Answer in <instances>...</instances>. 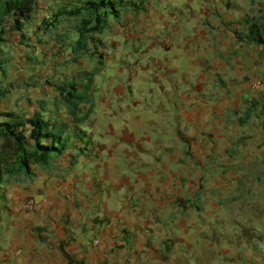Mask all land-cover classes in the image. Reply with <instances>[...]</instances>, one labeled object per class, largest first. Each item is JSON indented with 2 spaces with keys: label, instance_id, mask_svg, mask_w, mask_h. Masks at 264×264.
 Listing matches in <instances>:
<instances>
[{
  "label": "crops",
  "instance_id": "1",
  "mask_svg": "<svg viewBox=\"0 0 264 264\" xmlns=\"http://www.w3.org/2000/svg\"><path fill=\"white\" fill-rule=\"evenodd\" d=\"M83 1L40 0L22 32L51 34L67 58L40 66L45 76L27 90L14 93L0 80V113H42L71 137L50 165L2 185L0 264H229L215 251L223 218H245L264 235V181L255 179L261 169L253 163L264 154V46L236 34L245 32L244 20L264 13V3L214 0L211 8L210 0H198L193 17L205 14L191 19L195 26L186 31L180 20L163 23L152 0H129L95 35L97 48L75 61L69 46L77 30L61 23L79 25L81 16H61L53 25L49 19ZM121 41L151 52L153 69L146 72L163 96L138 103L143 111L127 105L125 117L102 120L95 130L93 105L84 102L78 112L84 121L74 124L57 87L74 82L79 92L89 90L92 62ZM4 51L0 58L8 63L0 77L11 86L16 62ZM21 51L29 63V49ZM29 198L39 203L34 212L24 209ZM230 247L222 251L232 254ZM237 253L230 264H253V247Z\"/></svg>",
  "mask_w": 264,
  "mask_h": 264
},
{
  "label": "rangeland",
  "instance_id": "2",
  "mask_svg": "<svg viewBox=\"0 0 264 264\" xmlns=\"http://www.w3.org/2000/svg\"><path fill=\"white\" fill-rule=\"evenodd\" d=\"M152 1L155 3V10L159 13L158 15L160 17L162 15L163 23L180 20L186 27V31L193 29L195 25L192 20L200 18L199 12L202 15L205 14L204 11L201 10L193 17V15H195L194 12L197 11L198 0ZM247 2H252L260 6L264 3V0H247ZM209 5L211 8L216 6L214 0H210ZM54 7L55 5L53 3H48L46 5V8L50 11H56ZM220 15H226V12H221ZM263 18L264 13L260 16H255L254 21L264 26ZM78 26L79 25H77L74 20H66L61 23L62 29L68 31L77 30ZM23 35L25 37H23ZM3 38L4 41L0 40V50L4 51L5 48L7 51L4 52L9 58L13 55L16 65H13L12 69L9 70V74L14 78L11 86L5 84L4 79L1 77L0 80H3V86L6 85V90L12 89L14 93L16 91L20 92V88H24L25 90L30 89L33 83H36L35 78H40L39 74L45 76L46 72L44 68L46 66L49 65L51 67L52 65L50 64L54 63L56 58L59 56H62V58L64 57L59 53L55 39L51 34H36L33 28H31V31H25V33L22 32L21 34H8ZM140 42L142 44L146 43L145 40H141ZM7 43L9 45H6ZM135 44L136 42L125 43L121 41V45L117 47H112L110 45V47L106 48V50H108V56L106 58H104V56L98 57V59L92 62L93 71L89 77L91 86L89 90L85 92L87 98L85 103L91 102V105H93L90 123L94 127V130L99 127L100 121L102 120L125 117L127 105L138 107L139 110L143 111L138 103H143L141 105H144V103H155L156 100L161 99L163 96L153 85V78L146 72L149 71L148 69H153L149 63L151 52L144 48H137ZM22 48L29 49L28 55L25 56V58L29 60V63L22 62L21 60ZM9 54L11 55L9 56ZM33 57L38 59L35 66L31 62ZM43 57H45V60ZM64 58H67L66 55ZM42 65L44 68L40 67ZM118 87L122 88V92L117 93ZM3 113L6 112H1L0 115ZM0 120L2 121L1 118ZM86 145L91 147V144L88 142ZM86 148L87 147H83V149ZM253 163L261 169V172L259 171V173L255 175V179L264 181V154L254 157ZM30 201H33L38 208L39 203H37L34 198H29L27 202ZM252 216L255 217L256 215L254 214ZM254 223L261 225L260 221ZM220 225L221 230L215 249L216 253L219 254L217 258L218 261L228 259V263L230 264L229 259L237 256L239 247L243 250L244 247L247 248V246L250 245L251 248L253 247V264H260V258H264L263 234L254 232L248 220H245V218H236V216L232 221H226V218H223ZM230 244L232 254L223 252L222 249L224 246Z\"/></svg>",
  "mask_w": 264,
  "mask_h": 264
},
{
  "label": "trees",
  "instance_id": "3",
  "mask_svg": "<svg viewBox=\"0 0 264 264\" xmlns=\"http://www.w3.org/2000/svg\"><path fill=\"white\" fill-rule=\"evenodd\" d=\"M40 0H0V40L12 32H22L36 15ZM76 10L64 9L55 13L49 20L52 25L56 18L61 16L80 17L77 27V39L70 43V49L77 61L84 53H92V48H97L99 40L95 35L101 34L107 27L109 16L118 17L131 5L129 0H85ZM264 19V18H263ZM48 20L44 24L48 29ZM51 23V22H50ZM245 32L236 33L240 41L246 44L264 46V26L253 19L244 20ZM61 38L64 37L60 36ZM97 54V53H95ZM93 54V55H95ZM8 60L0 58V66L7 64ZM57 91L65 104L74 124L84 121L78 118L79 106L87 98L85 92H79L77 84L68 82L58 86ZM255 106L254 102L252 104ZM0 199L2 185L7 182H20L22 178H30L34 167H46L53 158L64 153L71 143V137L65 136L66 126L53 123L46 119L42 113H36L31 118H26L15 113L0 115Z\"/></svg>",
  "mask_w": 264,
  "mask_h": 264
},
{
  "label": "built area",
  "instance_id": "4",
  "mask_svg": "<svg viewBox=\"0 0 264 264\" xmlns=\"http://www.w3.org/2000/svg\"><path fill=\"white\" fill-rule=\"evenodd\" d=\"M257 87H260L261 84L258 83L256 84ZM37 206L36 204L33 202V201H30V202H27L25 205H24V209L27 211V212H34L36 210Z\"/></svg>",
  "mask_w": 264,
  "mask_h": 264
}]
</instances>
